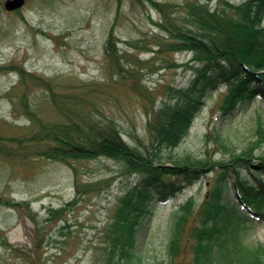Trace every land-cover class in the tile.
Segmentation results:
<instances>
[{"label": "rangeland", "instance_id": "obj_1", "mask_svg": "<svg viewBox=\"0 0 264 264\" xmlns=\"http://www.w3.org/2000/svg\"><path fill=\"white\" fill-rule=\"evenodd\" d=\"M5 1L0 0V139L5 149L27 156L11 157L0 151V194L23 202L20 208L0 204V264H102L105 223L115 213L112 204L126 186L122 168L116 160L105 157L75 162L81 180L115 177L112 188L79 199L62 216L49 220L51 207L63 206L76 195L75 174L70 164L32 152L35 146L29 137L38 127L14 108L21 105L20 93L25 87L19 82L17 69L23 67L52 79L60 92L75 94L79 105L87 102L89 108L99 107L95 113L115 118L131 144L145 146L154 139L144 125L145 107L176 101L170 98L167 87L187 85L190 71L171 66L170 60L185 61L191 53L158 51L162 48L159 41L168 34L158 25L163 21L161 11L146 0H124L120 7L117 0H26L23 7L12 11L5 9ZM159 1L170 4L172 17L181 19L186 3L192 0ZM202 1L212 7L219 3ZM113 25L124 55L125 68L119 72L110 69L106 55ZM13 65L15 68H11ZM138 77L151 94L131 87ZM30 89L29 99L37 113L47 121L59 120L61 115L53 106L48 88L32 84ZM226 91L223 86L208 99L189 135L177 148L164 149L165 157L186 153L204 157L209 149L214 159L229 158L213 138L207 139V133L214 130L239 150L255 137L252 128L259 114L264 118V98L245 104L227 118L217 109ZM263 152L264 141L255 149L254 164ZM246 174L256 180L249 169ZM209 176L193 183L180 180L165 200L153 201L155 210L145 216L136 246L147 263L167 261L171 212L190 195L202 200L213 177ZM237 199L235 190L229 189L225 200ZM252 218L246 235L253 243L264 244V219ZM185 256L184 262L189 254Z\"/></svg>", "mask_w": 264, "mask_h": 264}, {"label": "trees", "instance_id": "obj_2", "mask_svg": "<svg viewBox=\"0 0 264 264\" xmlns=\"http://www.w3.org/2000/svg\"><path fill=\"white\" fill-rule=\"evenodd\" d=\"M123 1L117 0L119 7ZM146 1L161 11L163 21L158 25L168 34L159 41L162 48L158 51L191 53L185 61L170 60L171 66L190 71L187 85L167 87L170 98L175 97L176 101L145 107L144 125L154 138L150 145L131 144L115 118L98 116L95 112L99 107L89 108L87 102L79 105L75 94L60 92L52 79L23 67L17 69L19 82L25 87L20 93L21 105L15 104L14 108L18 107L38 127L29 137L35 146L32 152L70 164L75 174L76 195L63 206L51 207L49 220L62 216L79 199L112 188L115 177L81 180L75 162L114 159L127 181L112 204L115 213L105 223L102 264H149L136 246L145 216L155 210L153 201L165 200L180 180L193 183L212 174L202 200L190 195L172 210L164 264H264V244L253 243L246 235L252 214L264 219V152L257 157L259 162L253 163L255 149L264 141L262 115H258L252 128L255 137L240 150L220 132L207 133V139L213 138L229 158L214 159L209 149L204 157L186 153L167 158L163 151L181 145L208 99L222 85L227 91L217 109L223 117L229 118L245 104L264 98V0H218L215 7L208 1L192 0L186 3L181 19L172 17L170 4ZM118 40L113 25L107 37L106 55L110 69L119 72L125 66ZM32 84L48 88L53 106L61 115L59 120L47 121L37 113L29 99ZM130 85L138 92L145 89L151 94L139 77ZM11 140L23 142L20 138ZM4 145L0 139V151L6 156H27L7 150ZM248 169L256 180L246 174ZM229 189L235 190L236 201L225 200ZM0 204L20 208L23 202L0 194ZM186 254L189 257L184 262ZM179 256H183L181 261Z\"/></svg>", "mask_w": 264, "mask_h": 264}, {"label": "water", "instance_id": "obj_3", "mask_svg": "<svg viewBox=\"0 0 264 264\" xmlns=\"http://www.w3.org/2000/svg\"><path fill=\"white\" fill-rule=\"evenodd\" d=\"M26 0H6L4 2V6L8 10H15L17 8H20L24 5Z\"/></svg>", "mask_w": 264, "mask_h": 264}]
</instances>
